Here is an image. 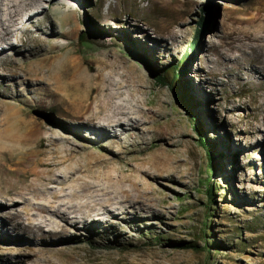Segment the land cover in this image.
<instances>
[{"label": "rangeland", "instance_id": "1", "mask_svg": "<svg viewBox=\"0 0 264 264\" xmlns=\"http://www.w3.org/2000/svg\"><path fill=\"white\" fill-rule=\"evenodd\" d=\"M251 1L40 0L31 23L22 11L0 56V264H264V82L234 42L260 34ZM191 42L179 80L211 163L151 75ZM104 194L113 208L74 224L39 207L78 217ZM188 241L199 249L176 247Z\"/></svg>", "mask_w": 264, "mask_h": 264}, {"label": "bare ground", "instance_id": "2", "mask_svg": "<svg viewBox=\"0 0 264 264\" xmlns=\"http://www.w3.org/2000/svg\"><path fill=\"white\" fill-rule=\"evenodd\" d=\"M39 4H40V0H0V56H5V54L2 55L3 45L9 41L12 34L16 31L17 26L22 25L23 22L22 14H21L22 11H25L24 15L28 20L27 22L31 23L32 22L31 16L33 12L37 11V9L39 8ZM249 6L250 7L254 6V8L252 9L253 13H251L247 19L248 23L249 24L255 23L254 26L256 29L254 30L260 32V34L255 36L252 33L245 31L241 36L235 38L234 42L239 43L237 47L238 46L246 47L252 53L256 54V60L254 62H256V65L261 70V72L258 70V68L256 69L253 66L248 71L246 70L247 71L246 75L248 77L258 79L260 82L263 83L264 59H262V57H264V15L262 17V12L264 11V0H252L249 3ZM258 22H260V24ZM11 49L16 51L18 50V48L14 46L11 47ZM13 68L14 69L10 71L11 73H14L17 69L16 67ZM246 71L242 72V74L244 75ZM4 77L5 78H4L3 86H9V85L14 86V82H16V79L11 78L14 77L13 75H11L10 78L7 77L6 75ZM93 88L101 92L108 89V84L106 85L105 81L101 80V82L96 83L93 86ZM14 90L17 91L16 89ZM115 121L120 123L121 120L115 117ZM104 122L108 123L110 121H108L106 118H103V120L100 123L103 124ZM23 141H25L24 138L15 137L11 141V144L9 145L10 151L21 149L20 146L23 143ZM135 190L138 191L137 188H135ZM83 191H85V194H88L86 190ZM76 196L77 194L73 193L70 197H76ZM88 200L89 201L87 203H83L78 206V212H79L78 217L77 216L74 217L72 215L73 214L72 211H61L56 209V207H53L52 205H49L47 207L43 205L39 207L46 210L51 209L53 213L60 214L59 216L63 217L67 222L73 224L76 223L77 218L82 220L94 219L96 217L101 216L104 213V211L113 208V204L111 203L108 194H104L101 197L98 195H89Z\"/></svg>", "mask_w": 264, "mask_h": 264}, {"label": "trees", "instance_id": "3", "mask_svg": "<svg viewBox=\"0 0 264 264\" xmlns=\"http://www.w3.org/2000/svg\"><path fill=\"white\" fill-rule=\"evenodd\" d=\"M203 25H204V19L200 18L196 23V35L200 34ZM81 39H83V36H81ZM189 45H190L189 50L179 58L177 63H169L163 67V70L161 72L154 71L151 72V75L154 77V80L158 85L169 86L171 88L174 98L178 101V103L181 105V107L184 109L185 113L187 114L188 119L192 122L193 125L192 127L197 136L196 138L197 143L205 150L206 157L211 163V161L214 158L213 155L214 145L210 144L207 141L206 134L198 118V114L193 112L190 97L187 95V92L181 80H179L180 76L185 75V68L192 59L191 52L193 49V43L191 42ZM168 73H170V75H168ZM195 105L198 104L196 103ZM205 191L207 193L209 200V205L207 206V209H209L214 196L211 183H209L206 186ZM208 214L211 216V213ZM207 228L210 229V227L206 223H204L203 228L201 230L200 238L205 242L204 249L209 253V247L207 246V242H206ZM209 237L211 238V236ZM176 247L181 249H191L195 251L199 249V246L196 241L179 242L176 244Z\"/></svg>", "mask_w": 264, "mask_h": 264}]
</instances>
